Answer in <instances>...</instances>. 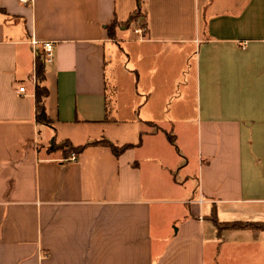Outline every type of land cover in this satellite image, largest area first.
<instances>
[{"label": "crops", "instance_id": "1", "mask_svg": "<svg viewBox=\"0 0 264 264\" xmlns=\"http://www.w3.org/2000/svg\"><path fill=\"white\" fill-rule=\"evenodd\" d=\"M136 5L0 0V264H264V228L222 225L264 222V0H140L122 42L142 103L121 121L106 25ZM167 68L153 111L143 88Z\"/></svg>", "mask_w": 264, "mask_h": 264}, {"label": "rangeland", "instance_id": "2", "mask_svg": "<svg viewBox=\"0 0 264 264\" xmlns=\"http://www.w3.org/2000/svg\"><path fill=\"white\" fill-rule=\"evenodd\" d=\"M127 21V24L121 22V24L116 27L115 35L111 38L114 43V54L112 58V67L114 68V72L112 76L108 74V102H110V106H112L111 103H113V101L115 102L117 108L116 117L121 121L130 119L132 111H136L142 103V99L135 95L137 79L134 75L133 61H129L127 59V55L125 54V50L126 47L128 48V44L122 42V40L125 38V36H128V33L130 32H142L143 27L141 18H137L136 15H134L133 17H129ZM118 28L119 31L117 30ZM155 46L160 47V45ZM131 47H133V45H131L130 48ZM156 63L157 62H154V65H156ZM170 65L171 64L169 62L168 66ZM126 69L129 70V72L126 71ZM171 75L172 74L170 69L167 68V71L163 72L162 75L158 76L157 74H155L153 81L147 80L145 82V84L149 83V85H147L146 88H143V93L144 95L150 92L152 93L150 107H152L151 109L153 111H157L158 107L163 105L161 102V98L166 95L167 92L176 89V86L171 82ZM189 92L191 94V89ZM139 93L141 94L140 90ZM156 100L158 101L156 102ZM165 112H168V108L165 109ZM158 119L162 121L161 118ZM149 127L151 130L156 129L153 128V126L150 124H147V127L145 128L144 126L143 128L147 131ZM167 129L168 128L166 127H163V129H161L157 126L156 140L158 143H160L161 140L165 141L166 138L170 141L172 140V135L168 132ZM56 140H59V138L57 137Z\"/></svg>", "mask_w": 264, "mask_h": 264}, {"label": "trees", "instance_id": "3", "mask_svg": "<svg viewBox=\"0 0 264 264\" xmlns=\"http://www.w3.org/2000/svg\"><path fill=\"white\" fill-rule=\"evenodd\" d=\"M139 7H140V0H137V5H136V9L134 10V12L130 15V17H133L134 15L137 16L139 15ZM138 13V15H137ZM124 24H127L128 21H124L122 22ZM121 24V22L117 21V20H112L109 24L106 25V30H107V35L108 37L112 38L115 35V29L116 27H118ZM35 68H36V77L38 78V81L41 83V81L44 79L43 78V71H42V63L37 60L35 63ZM47 94V89L44 85L42 84H36L35 86V106H36V120L40 123H44V124H48L50 123L49 118L47 117L45 110H44V105H43V97ZM102 143H106L108 146H110V148L112 149V151L115 154H118L119 152L123 151L124 149L129 147V144H124L122 146H115L112 143H109L106 140H100ZM86 145V144H85ZM67 146V150L68 152H70L71 150H74L76 153H78L82 147H84V145L82 146H70L69 143ZM61 146H57L55 144H53L52 146L49 147L50 150H54L56 148H60ZM65 150V151H67ZM222 224V223H221ZM224 227H233V228H245V227H249V228H264V222H252V221H231V222H225L222 224Z\"/></svg>", "mask_w": 264, "mask_h": 264}, {"label": "built area", "instance_id": "4", "mask_svg": "<svg viewBox=\"0 0 264 264\" xmlns=\"http://www.w3.org/2000/svg\"><path fill=\"white\" fill-rule=\"evenodd\" d=\"M23 3H29L31 0H19ZM37 43L40 44L41 47V52H42V58L45 62H50L53 59L54 55V50H53V42L50 40H42V41H36V40H31L32 45H36ZM20 91L24 90V87L21 86L19 87ZM77 159V153L74 151H71L69 156L67 157V160L69 161H75ZM202 201V200H199Z\"/></svg>", "mask_w": 264, "mask_h": 264}]
</instances>
